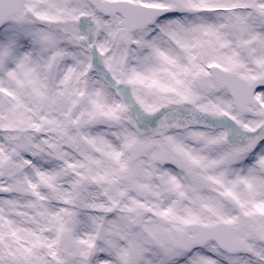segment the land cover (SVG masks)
<instances>
[{
	"label": "snow or ice",
	"instance_id": "snow-or-ice-1",
	"mask_svg": "<svg viewBox=\"0 0 264 264\" xmlns=\"http://www.w3.org/2000/svg\"><path fill=\"white\" fill-rule=\"evenodd\" d=\"M0 264H264V0H0Z\"/></svg>",
	"mask_w": 264,
	"mask_h": 264
}]
</instances>
